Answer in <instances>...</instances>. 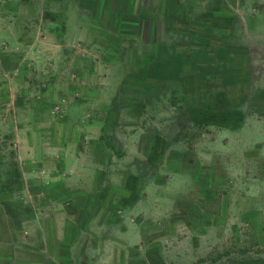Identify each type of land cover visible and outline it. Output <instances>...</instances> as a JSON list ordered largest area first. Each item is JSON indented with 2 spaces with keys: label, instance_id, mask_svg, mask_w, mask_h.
Wrapping results in <instances>:
<instances>
[{
  "label": "rangeland",
  "instance_id": "obj_1",
  "mask_svg": "<svg viewBox=\"0 0 264 264\" xmlns=\"http://www.w3.org/2000/svg\"><path fill=\"white\" fill-rule=\"evenodd\" d=\"M88 87L90 117H59ZM85 120L101 126L91 139L112 194L90 198V214L80 187L61 196L78 244L49 263L264 264V0H0V193L30 190L4 177L15 159L27 173L28 142L58 141L61 127L79 141ZM12 200L23 205L13 215L0 201V264L40 259L5 244L28 235L59 247L43 217L61 199Z\"/></svg>",
  "mask_w": 264,
  "mask_h": 264
},
{
  "label": "crops",
  "instance_id": "obj_2",
  "mask_svg": "<svg viewBox=\"0 0 264 264\" xmlns=\"http://www.w3.org/2000/svg\"><path fill=\"white\" fill-rule=\"evenodd\" d=\"M61 21H63V19H60ZM76 20V19H75ZM46 21L49 23L48 25V29L47 32L48 35L50 36H55V38H60L61 34L60 32L62 31V27L60 25H58L60 27V31L58 33H55L53 31V22L54 20L47 18ZM85 91V101L86 102H81L80 98L79 99H74L73 102L71 103V105L67 106V103L64 104L63 107H60L61 105H59L60 107V112L61 115L59 117L61 118H70L71 114L75 113L76 110L82 111V115L83 117H90V112H89V108L92 109V107H89V100H93L94 94H95V90L92 88H84ZM78 94V93H77ZM84 99V98H82ZM43 102V106L46 105V101H42ZM63 102V101H62ZM41 103V102H40ZM70 107L72 109H70ZM73 110V111H72ZM80 116V115H79ZM81 117V116H80ZM84 120V118H83ZM89 120H85V124L87 125V127H85L83 129V131L80 129L79 130V135L81 136L79 138V141H77V138L75 141L71 142L68 141L66 139V132H65V128L66 127H61L59 128L58 134H59V139L58 141H54L52 139H48V140H44L42 141H37V139H35L32 143L28 142V147H27V151H28V155L29 156H33V157H28L29 161H26V159L23 160V163H27L26 169H27V173H23L22 174V170L20 165L17 163L16 159L13 161L15 162L13 164V169L10 170V172H7L4 177L7 178V176L11 173H13V175L15 176V181L21 182V180L23 181H27L29 182L28 186L30 188V190L28 189H17V188H13L11 190H9L8 192L4 193H0V201L1 199L4 198H8V203L7 206H10L12 209V213L13 215H15V211L14 208H16L17 206H21L23 205V201L21 200H12V198H36L39 197V194L42 195V193H44V196L46 198L45 202L46 204H51L50 201H52L51 199L54 198H60L61 201L58 200V205H60L59 209H55L57 211L58 215H47V219L46 216L43 217L45 218V222L46 224H48L49 227V223L50 226H54V228L59 229V235L61 236V239L63 241H60V245L59 247H57V244H55V249H54V244L52 243V241L49 239L47 240V242L45 240L42 241V239L39 240L36 238H30L25 237L24 233L21 234L20 236L25 237V239L20 240L19 242L17 241H8L7 245H10L11 247H13V249L15 251H24L26 250L25 248H29L30 250H34V255L35 254H39L41 257L40 259L42 260V262L39 260L35 261V262H30L27 261V259H21L16 261L17 264H51L49 263L51 261V258H55L58 259V257L64 252L65 249H67L66 251H71L69 250V247L66 245H69L70 247H74L73 249H75L76 245L78 244V242H73V241H67V236L68 233L65 232L64 229V225L69 223L68 218H64L63 214H61V211L64 210L68 204L64 201V199L62 200L61 196L67 192L68 189H76L78 187H80L82 190V192L78 195H80V197L82 199H87V201L85 200L83 202V207L81 209H84L87 207H90L89 210H85L88 211L87 213L90 214L93 210V204L92 206H89L87 203H89L91 200L90 198H99L100 196H102V194H112V192H107L106 187L111 186V184L108 182L107 178H104L105 174L104 171H102L101 169H99L100 166H104L106 167L107 163L109 162L108 159H105L104 161H100L98 158L99 157V152H102L105 150V146L99 144L98 147L96 148L97 144L94 143L95 139L92 140V134L93 133H98L101 129V126H93V123H88ZM49 124H52V121L50 120L48 122ZM82 126H80L79 128H81ZM67 129V128H66ZM44 134H52V131L55 130V127L53 128L52 126L46 125L44 127ZM56 133V132H55ZM37 134V133H34ZM91 135V136H88ZM101 150V151H100ZM20 152V151H19ZM103 153V152H102ZM104 154V153H103ZM24 158V157H22ZM43 161V165L44 168L42 169V174L41 175H36L35 173H30V171L34 168L33 166H35V163L38 161ZM115 168V167H114ZM103 169V168H102ZM105 169V168H104ZM35 176V178H34ZM129 174L126 172H124L123 177L128 178ZM37 177V178H36ZM37 179H43L44 185H40V189H33V186L30 185V183L32 182H37ZM125 180V181H126ZM94 185L91 187V189H87V187L83 186V183L85 182H94ZM105 181V182H104ZM81 182H83L81 185H79ZM104 182V183H102ZM109 183V184H108ZM32 186V187H31ZM113 187L111 186V189ZM16 189V190H15ZM0 192H4L1 191ZM104 192V193H102ZM39 193V194H38ZM113 195L115 196V194L113 193ZM77 197V196H76ZM11 198V199H9ZM26 202V201H25ZM3 203V202H2ZM4 204V203H3ZM30 203H28L29 205ZM32 204V203H31ZM9 208V207H7ZM63 208V209H61ZM60 212V214H59ZM3 215H6L7 212H3ZM12 215V214H11ZM35 213L31 212L28 213L26 215V218L22 217H17L18 220V224L21 223V221H27V225L29 227V223L31 222L30 217H34ZM10 218V217H9ZM85 218V217H84ZM5 219V218H4ZM2 218V220H4ZM27 219V220H26ZM1 220V223H2ZM73 221V220H72ZM71 221V222H72ZM82 222H92L91 219L88 217L86 219H82ZM16 222V220L14 221ZM12 223L13 226L9 227L8 226V220H5V227L7 229H13V231H17V227H15L16 223ZM74 222V221H73ZM112 223V222H109ZM60 227H59V225ZM2 227V226H1ZM20 227V226H19ZM18 227V228H19ZM26 228V227H25ZM28 229V228H27ZM19 231V229H18ZM21 231V230H20ZM62 231V232H61ZM65 232V233H64ZM17 234V233H16ZM30 234V233H28ZM10 236H13V234L11 233ZM42 238V237H41ZM5 241V240H3ZM47 245V246H46ZM48 251H47V249ZM67 247V248H66ZM1 254V253H0ZM53 254V256H52ZM9 258L8 255H6V253L3 256H0V258ZM60 258V257H59ZM67 258V259H66ZM64 262L66 264H71V259L68 258V255L66 256ZM15 262V263H16ZM79 262V261H78ZM77 262V263H78ZM76 263V264H77Z\"/></svg>",
  "mask_w": 264,
  "mask_h": 264
},
{
  "label": "trees",
  "instance_id": "obj_3",
  "mask_svg": "<svg viewBox=\"0 0 264 264\" xmlns=\"http://www.w3.org/2000/svg\"><path fill=\"white\" fill-rule=\"evenodd\" d=\"M135 196H136V195H133L132 203L135 201ZM121 198H122V197H119L118 200H120ZM248 251H250V249H248V248H246V249H241V250H240V252H243V253L248 252ZM254 251H255V252H260L261 250H260V249H254Z\"/></svg>",
  "mask_w": 264,
  "mask_h": 264
}]
</instances>
